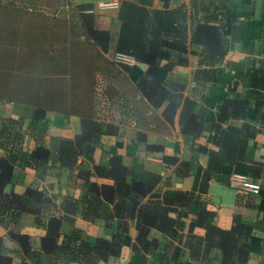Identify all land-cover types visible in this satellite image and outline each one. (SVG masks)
Masks as SVG:
<instances>
[{
	"label": "crops",
	"instance_id": "1",
	"mask_svg": "<svg viewBox=\"0 0 264 264\" xmlns=\"http://www.w3.org/2000/svg\"><path fill=\"white\" fill-rule=\"evenodd\" d=\"M56 1L57 6L63 4L62 1L70 5H92L95 25L109 32L111 48H114L118 36L120 23L117 14L121 2H142ZM148 1L150 9L180 8L185 16L188 38L198 24L224 25L226 32L221 33L214 45L224 50V56L211 67L206 62L208 59L200 61L204 46L190 44L186 62L174 65L161 83V88L170 97L179 95L180 98L178 103L168 107V99L159 98L158 92H149L146 87L144 72L148 67L143 69L137 62L129 66L116 64L109 55L111 49L105 61L100 62V73L94 74L90 82L93 94L91 111L110 133L101 135L90 162L81 164L83 159H78L80 170L86 173L90 182L111 183L109 179L96 177L93 165H107L116 154L127 167L128 180L136 177L146 182L153 173L159 176L155 187L158 192L166 189L189 191L199 168L207 165L208 156L201 148L217 151L220 147H227L231 140L237 142L235 136H239V145L244 147L242 163L223 166L219 178L208 182L207 191L200 195V199L215 214L214 221L220 228L229 229L235 217L251 226L250 257L246 264H264V83L259 82L264 79V0ZM204 70H212V73ZM65 78L67 88H60L58 84ZM56 82L58 87L49 91L53 92L51 95L69 97L79 94L78 78L64 76L57 78ZM99 83L100 92L97 89ZM145 91L152 99L146 97ZM226 100L237 103L225 107ZM34 112L35 108L30 104L0 99L1 117L21 120L17 129L21 137L7 147H0V158L7 156L11 149L28 154L38 147L52 150L58 138L72 139L80 132L81 119L76 114L63 115L57 110H46L33 120ZM213 137L218 143L213 142ZM164 157L175 162L166 164ZM55 160L53 154L46 167L38 170L33 166L15 164L11 178L3 188L5 194H22L27 188H36L43 191L53 204L42 212L39 220L30 212L22 213L16 221L9 220L6 214L7 226L0 224V253L10 256L12 264L35 262L25 258L19 243L9 237V231L28 235L33 249L40 247V239L45 237L51 225L50 228L59 233L58 244L73 228L91 244L99 238L109 240L115 233L116 219L107 222L88 220L82 209L69 219L64 217L60 208L63 199H81L86 187L81 174L59 168ZM235 174L258 184L259 191L253 193L231 186ZM189 221L190 218L184 219V233ZM193 233L203 236L204 229L196 227ZM135 236V222L129 220L119 257L97 264H152L149 254L132 250ZM151 236L161 237L156 231H152ZM60 256H56L60 263L78 264ZM39 264H44V258Z\"/></svg>",
	"mask_w": 264,
	"mask_h": 264
},
{
	"label": "trees",
	"instance_id": "2",
	"mask_svg": "<svg viewBox=\"0 0 264 264\" xmlns=\"http://www.w3.org/2000/svg\"><path fill=\"white\" fill-rule=\"evenodd\" d=\"M11 2L14 3L13 0ZM62 3L56 7V14L46 21L43 19L44 23L40 24L41 27H46L49 52L39 49V57L33 54L32 46L26 49L15 48L16 27L8 29L7 25L0 23V66L4 68L0 74V99L34 106L33 120H37L46 110H57L63 115L76 114L81 119L80 132L72 139L58 138L52 150L38 147L28 154L11 149L7 156L0 158V224L7 226L6 214L9 220L16 221L25 212L33 213L39 220L42 212L53 205L50 198L36 188H27L22 194H5L3 188L9 182L15 164L43 169L55 154L54 162L58 163L59 168L76 172L79 176L81 174L86 187V193L81 199H63L60 208L64 217L69 219L82 209L83 216L88 220L107 222L109 219H116V230L111 239L99 238L91 244L82 237L78 229L73 228L58 244L59 233L51 229V225L45 237L40 239L38 249L30 247L32 239L28 235L9 231V237L19 243L25 258L35 264L41 263L42 258L44 264H63L56 260L59 255L78 264H97L99 261L107 262L119 257L123 235L128 231V221L134 220L136 236L132 250L149 254L152 264H246L250 257L251 226L235 217L229 229L220 228L214 221L215 214L200 199V195L207 191L208 182L212 178H219L223 166L242 163L241 152L244 147L239 145V136H235L237 142L231 140L227 147H220L217 151L201 148L208 156L207 165L203 169L199 168L189 191L166 189L160 193L155 189L159 176L153 173H150L146 182L137 180L136 177L128 180L127 167L116 154H113L107 165H93L94 175L109 179L111 183L90 182L86 173L80 170L81 164L92 160L101 135L110 133L91 111L93 94L90 82L94 74L100 73V62L105 61L111 49L113 51L109 55L126 53L137 63L146 64V87L149 92H158L159 98L168 99L170 107L178 103L180 98L179 95L170 97L161 88L167 73L174 65L186 62L190 44L204 46L200 54L203 57L201 62L208 59L206 62L213 67L221 61L224 50L214 45L219 41L221 33L226 32V29L223 30L224 25L215 27L206 23L198 24L188 38L185 16L180 8L150 9L148 0H142L141 4L123 1L117 14L120 23L117 40L114 48H111L109 32L96 27L93 12H84L93 9L92 5ZM3 11L9 17L8 20L13 18L19 21L17 14L9 10ZM49 20L54 21L53 24L49 22V26L56 24L55 30L54 27H48L46 22ZM204 40L210 43H205ZM53 52L52 58L49 54ZM39 59L43 63H38ZM13 64L16 65L15 69L18 68L15 82L6 76V69ZM68 66H71V74L66 73ZM26 68L30 72L28 81L32 79L36 86L33 92L28 90L31 86L26 82ZM48 72H55L61 77L78 78L79 94L55 96L51 95L53 92L49 93L52 88H47L46 94L40 96L41 83L57 80H51L53 76L48 75ZM204 72L212 73V70ZM63 73L67 75H62ZM263 81L264 79H260V84ZM144 93L149 100L152 99L146 91ZM236 103L226 100L224 106ZM20 122V119L0 115V147H7L10 142L21 137L17 130ZM212 140L218 143L216 137ZM80 157L83 160L79 165ZM163 162L170 164L175 161L164 157ZM186 218H190V221L187 232L184 233ZM196 227L204 229L203 236L193 233ZM152 231L158 232L161 237L151 236ZM0 264H12L11 257L0 253Z\"/></svg>",
	"mask_w": 264,
	"mask_h": 264
},
{
	"label": "rangeland",
	"instance_id": "3",
	"mask_svg": "<svg viewBox=\"0 0 264 264\" xmlns=\"http://www.w3.org/2000/svg\"><path fill=\"white\" fill-rule=\"evenodd\" d=\"M13 2H11V0H0V23L3 22L5 25L8 26V29L11 28H15V33H16V37L17 40L14 41V47L17 49H26L29 46L33 47V54L36 57H39V49L40 50H46L47 52H49V41L46 39V27L45 25L43 27L40 26L41 22L44 23L42 20L45 19V21L47 20V18H51L53 14H56V4L57 1L56 0H13ZM3 10H9L10 12H13L15 14H17V17L19 19L15 20L13 18L9 19L11 20L9 22L8 20V16H6V13ZM26 10V11H25ZM30 10V11H29ZM26 12V13H25ZM45 17V18H43ZM8 21V22H7ZM51 23L52 20H49L47 23ZM54 23V21L52 22V24ZM19 24V26L17 27V25ZM22 24V25H21ZM21 25V26H20ZM56 27V24H54L53 26H49V28H53ZM55 27L53 28L55 30ZM22 31H27L26 33H22ZM6 31V30H5ZM82 32V29H81ZM23 34V35H22ZM32 40V41H31ZM32 44V45H31ZM58 48V47H57ZM59 49V48H58ZM52 56H54V52L53 54H49ZM112 57V55H111ZM45 61V60H44ZM49 61V60H47ZM10 62V61H9ZM43 63L42 60L39 59L38 63ZM68 62L70 63V60H68ZM8 66V65H7ZM10 68H7L6 70H8L7 72V77L10 78L13 82H15V80L17 79V69H15L16 65H9ZM6 67V66H5ZM4 69V68H3ZM0 66V74L1 71L3 70ZM54 69V68H51ZM56 69V67H55ZM39 71H42L40 69H38ZM72 70H71V66L67 67V74H71ZM29 69L26 68V82L29 79ZM66 73H63L62 75H65ZM3 75L4 72L2 73ZM33 74V72H32ZM66 74V75H67ZM48 75L53 76L51 78L55 79L59 78L61 76H58L57 74H55V72H48ZM63 77V76H62ZM61 77V78H62ZM67 80V78H65L64 80L60 81L58 86L60 88H67L65 87V85L67 84V82L65 81ZM29 84L31 86V88H27L28 90H30L31 92L35 91V85H33L32 79L30 81H28ZM99 86H97L98 92H100V90H102V87L100 86V83L98 84ZM42 89L40 88V96L41 95H45L47 92V88H52L55 89L57 86V82H45V83H41Z\"/></svg>",
	"mask_w": 264,
	"mask_h": 264
},
{
	"label": "built area",
	"instance_id": "4",
	"mask_svg": "<svg viewBox=\"0 0 264 264\" xmlns=\"http://www.w3.org/2000/svg\"><path fill=\"white\" fill-rule=\"evenodd\" d=\"M84 12L88 13L92 12V10H85ZM112 60L116 64H123L128 66L136 64L135 59L131 55L121 52L114 53L112 55ZM230 185L253 193H257L259 191L258 184L251 182L247 177L239 174H235L232 176Z\"/></svg>",
	"mask_w": 264,
	"mask_h": 264
},
{
	"label": "water",
	"instance_id": "5",
	"mask_svg": "<svg viewBox=\"0 0 264 264\" xmlns=\"http://www.w3.org/2000/svg\"><path fill=\"white\" fill-rule=\"evenodd\" d=\"M137 65L143 69H145L147 67L146 64H143V63H137Z\"/></svg>",
	"mask_w": 264,
	"mask_h": 264
}]
</instances>
